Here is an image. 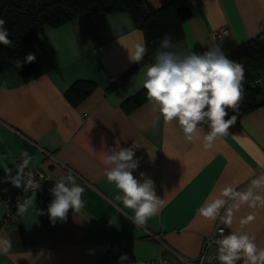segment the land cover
I'll use <instances>...</instances> for the list:
<instances>
[{
    "label": "crops",
    "instance_id": "obj_1",
    "mask_svg": "<svg viewBox=\"0 0 264 264\" xmlns=\"http://www.w3.org/2000/svg\"><path fill=\"white\" fill-rule=\"evenodd\" d=\"M146 1L156 8L168 2ZM187 6L191 13L182 23L183 38L173 44L177 53H202L215 44L226 54L258 34L264 21V0H190ZM221 26L228 28V35L215 42L211 33ZM36 33L42 49L32 75L24 78L10 60L0 70V186L10 184L4 182L3 166L15 175V165L27 151L32 156L28 167L46 172L53 184L71 169L85 187L86 206L53 224L46 212L52 198L36 194L28 213L0 226V237L12 242L11 251L0 254V264H113L110 242L141 261L176 258L175 253L195 259L219 221L205 220L198 209L225 185L246 189L264 173V103L238 118L229 135L206 151L202 140L185 141L177 124L166 125L152 111L143 88L152 63L128 73L135 64L134 46L144 36L127 12L87 11ZM77 80L96 85L72 105L65 92ZM138 92L145 98L126 110L124 105H132L130 97ZM134 142L140 147L133 175L140 179L145 173L164 200L159 214L139 227L131 222V211L115 201L117 190L107 182L102 163L109 149ZM36 209L45 214L38 215ZM249 213L256 220L243 230L254 233L258 246L264 247V209L243 206L231 228L221 225L225 234L239 230V219Z\"/></svg>",
    "mask_w": 264,
    "mask_h": 264
},
{
    "label": "clouds",
    "instance_id": "obj_2",
    "mask_svg": "<svg viewBox=\"0 0 264 264\" xmlns=\"http://www.w3.org/2000/svg\"><path fill=\"white\" fill-rule=\"evenodd\" d=\"M6 21L0 19V45L13 47ZM174 45L170 35H165L154 53V62L147 67L143 88L152 111L158 113L166 125L177 124L183 133L184 140L191 143L202 140L204 150H211L218 138L229 135V129L237 122V116H229L239 111L244 99L245 69L242 63L229 59L221 45H212L206 51L188 54L173 51ZM147 53V45L138 42L134 46L131 60L139 64ZM34 54L29 53L25 61H18L16 67L34 62ZM208 131L205 132L204 126ZM235 139V135H233ZM135 142L129 147L112 148L105 152L102 163L105 165L104 176L109 184L117 190L115 201L124 209L131 211V222L135 226H145L151 218L157 216L164 206L155 190V182L140 173L137 179L133 172L139 166ZM32 156L27 151L21 154V162L15 165L16 174L5 164L3 166L4 182H10L17 188H28L33 196L22 203H17V214L25 215L34 207L35 195L41 183L31 172L26 173ZM27 177V178H26ZM43 177H41V180ZM233 184H236L233 181ZM6 191V190H4ZM52 196L47 207V215L55 224L64 222L68 213H79L85 206L83 199L85 187L77 182L73 171L55 180L49 189ZM243 206L250 209H264V173L252 179L246 189L238 190L233 185H225L219 196L206 201L198 209V215L205 220L220 223L231 228L235 214ZM38 215L44 210L36 209ZM256 220L254 214H247L239 219L241 228L225 234L224 228L218 229V237L211 239L216 246L214 259L218 264H264V247L258 246L254 233L243 230L244 226ZM211 244L209 246H211ZM12 249L10 239L0 237V254L7 255ZM211 264L207 257L201 264ZM129 261L127 254L119 257V264Z\"/></svg>",
    "mask_w": 264,
    "mask_h": 264
},
{
    "label": "trees",
    "instance_id": "obj_3",
    "mask_svg": "<svg viewBox=\"0 0 264 264\" xmlns=\"http://www.w3.org/2000/svg\"><path fill=\"white\" fill-rule=\"evenodd\" d=\"M190 0H168L160 7H153L146 0H0V19L6 21L9 38L13 47L0 45V70L7 60L17 64L25 61L31 53L37 58L42 49V42L37 30L43 26L58 27L78 15L87 12H127L134 25L143 32L147 53L144 59L128 71L131 72L145 62H154V53L165 35H170L173 44L183 38L182 23L190 16L187 3ZM229 59L244 65V99L239 111L229 116L237 119L264 103V21L258 34L238 45L225 54ZM36 60V59H35ZM35 61L19 67L20 74L30 77ZM125 76V75H124ZM123 76V77H124ZM263 77L261 83H255L257 77ZM96 83L90 80H77L65 92L67 100L78 104ZM145 98L138 92L130 97L132 105L126 104V110Z\"/></svg>",
    "mask_w": 264,
    "mask_h": 264
},
{
    "label": "built area",
    "instance_id": "obj_4",
    "mask_svg": "<svg viewBox=\"0 0 264 264\" xmlns=\"http://www.w3.org/2000/svg\"><path fill=\"white\" fill-rule=\"evenodd\" d=\"M228 35V28L226 26L218 27L217 29H214L211 33V37L215 42H218L222 39H224ZM263 80V77H257L255 79V83H261ZM25 172H31L34 176V178L37 181H40L41 187L39 190H37L36 194H38L41 197H47L52 198L50 195L49 189L54 186L52 183V180L50 176L42 171L38 167L34 168H27L25 169ZM41 177L43 179L41 180ZM27 178V177H26ZM6 190V191H4ZM33 192L29 190L28 188H17L13 186L11 183L6 186H0V207L2 209V214L0 218V226H8L11 223H13L17 217V203H22L24 199ZM223 228L220 221H218L213 230L207 234L203 241L200 248V252L195 259H186L179 254H176V258H172L166 255H162L155 259H149V260H137L135 259L130 253H128L124 248H122L118 243L116 242H110L108 243V249L110 253L114 257V263L113 264H119V257L123 254H127L129 257V260L132 262V264H201V260L205 257L210 259L211 261L214 260V257L216 255V246L215 244H211V239L213 237H218V229ZM150 237L158 239V234H152L149 233ZM211 244V246H209ZM123 264H129V261H124ZM205 264H208V260H205ZM239 264H242V262H239Z\"/></svg>",
    "mask_w": 264,
    "mask_h": 264
}]
</instances>
